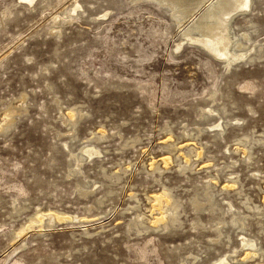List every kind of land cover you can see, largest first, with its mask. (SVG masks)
<instances>
[{
	"label": "rangeland",
	"instance_id": "1",
	"mask_svg": "<svg viewBox=\"0 0 264 264\" xmlns=\"http://www.w3.org/2000/svg\"><path fill=\"white\" fill-rule=\"evenodd\" d=\"M175 1L0 0V264H264V0Z\"/></svg>",
	"mask_w": 264,
	"mask_h": 264
},
{
	"label": "bare ground",
	"instance_id": "2",
	"mask_svg": "<svg viewBox=\"0 0 264 264\" xmlns=\"http://www.w3.org/2000/svg\"><path fill=\"white\" fill-rule=\"evenodd\" d=\"M154 1L168 8H171L172 11L176 10L175 0H162V1L154 0ZM194 1L198 2V4H201L204 0H194ZM245 5H247L246 0H217L214 7H212L213 9L210 10L209 14L205 17V19H210L212 21L208 23L207 27L205 28V31L207 32L205 34V37L199 40L198 42L210 53L216 55L217 57L225 59L226 62L229 61L227 60L228 56L226 57V51H227L226 45H228V38L225 36L226 29L220 30L219 26L222 23L225 24L224 20L228 18V16H230L236 10L237 11L240 9L242 10L245 7Z\"/></svg>",
	"mask_w": 264,
	"mask_h": 264
}]
</instances>
